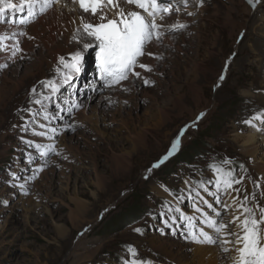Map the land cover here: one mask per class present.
Returning <instances> with one entry per match:
<instances>
[{"label":"rangeland","instance_id":"1","mask_svg":"<svg viewBox=\"0 0 264 264\" xmlns=\"http://www.w3.org/2000/svg\"><path fill=\"white\" fill-rule=\"evenodd\" d=\"M258 1L261 4L264 2ZM12 2L17 4L18 10L0 15V33H17L9 26H17L16 20L27 15L25 7L19 10L21 0ZM257 2L188 0L187 6L182 2L178 3L180 10L169 15L182 16L181 23L185 27L164 36L172 44L166 45L163 41L158 45L155 42V47L158 46L155 51L152 43L149 45L152 50L149 47L147 50L153 55H145L140 60L149 65L151 71L137 67L136 71L141 73V77L130 76L128 80L122 81L134 86L123 91L116 102L110 101L104 113L98 112L100 104L97 99H91V95L93 92L96 95L104 94L103 91L110 92L112 87H104L100 80L96 60L98 47L90 48L82 53L79 73L73 74L69 84L61 85V91L52 97L51 102H45L49 105L50 113H59L58 117H52L48 121L41 116L33 117L27 111L38 107L30 103L35 98L30 95L31 89L35 86L38 93L44 92L40 81L56 80L59 83L61 78L56 72L57 67H62L59 65V58L64 57L66 61H70L71 56L82 49L84 43L94 45L95 42L84 35L85 39L81 42L69 40L64 43L67 34L57 33L56 41L64 37L62 46L66 44L67 47L61 49L55 60L50 54L51 49L54 50V43L48 37L52 16H46L37 25V32L30 29L32 19L22 24L25 34L21 36L20 51L12 59H4L8 54L0 52V57H3L0 61L7 65L0 68V264H124L126 259L132 258L128 252L129 246L136 250L137 259L149 261L142 249L152 238L170 236L175 242L198 244L187 238V231L179 221V213L175 209L179 207L186 215L192 212L193 203L200 202L195 191L217 208L213 197L199 187L202 183L209 192L217 191L212 182L215 173L209 168L210 164L218 165L225 171L232 170L235 179L243 178L240 184L233 186L239 189V193L229 190L234 194L233 197L238 195L240 198V193L246 191L243 186L248 180L255 187V199H248L247 206L254 207L258 204L264 207V199L260 189L256 187V183L260 182L259 175L252 162L246 160L239 150L240 143L235 142L236 136L248 133V130L238 133L233 128L242 110L252 104L264 119V106L257 102L251 85L253 74L261 68L260 63L251 58L248 66L243 69L239 62L245 53L234 57V65L227 76L229 79L219 89L225 81V75L221 74L224 63L231 62L232 54L246 49V44L241 39L249 30L250 18L256 15L254 12ZM129 6L132 5H127ZM75 7L83 13L78 4ZM115 11H108L109 18L115 17ZM226 11L232 14L230 27L219 33V24L213 16ZM259 12L264 14V7ZM89 16L90 21L96 22L94 17ZM167 17L165 20L169 19ZM208 17L212 19L211 22H207ZM171 22L168 26L177 23ZM207 24H212L211 36L206 34ZM80 33H83L82 29ZM42 41L49 45L48 49L44 48ZM196 46L200 49L198 78L192 76L186 79L184 76L183 84L173 83L172 77L167 78L163 73L173 74L179 71L178 66L181 67L186 62L190 64L186 57L195 54L193 48ZM216 49L220 52L217 50L215 53ZM209 55L214 66L204 62L210 59ZM86 56L90 57L89 65L85 64ZM219 62L220 65L217 66ZM184 70L187 72L189 69ZM145 78L151 83L145 85ZM245 81L250 85L237 86V83ZM93 83H98V86L92 88ZM172 85L180 86L181 90L175 92ZM85 103L87 118L80 113L82 107L85 108ZM73 104L80 106L72 107ZM69 108L70 112L67 111ZM159 109L168 114V119L161 127L155 123ZM122 119L130 128H140L147 124L149 128L146 147L132 157L130 178L116 177L110 169L112 146L119 149L123 147V151L132 153L131 142L124 137V129L120 125L119 120ZM40 123L46 124L47 128L40 129ZM52 128L56 129L55 133L48 131ZM33 129L47 131L51 139L33 135ZM100 130L104 135L98 133ZM181 130L183 135H180ZM120 137L123 139L121 142L118 141ZM178 137V148L159 167L154 168L153 165L168 154ZM28 141L32 142L31 145ZM35 145H51L54 150L41 156ZM59 147L62 148L61 151ZM225 160L231 163L224 164ZM93 165L106 178L102 188L96 185ZM144 175L147 176L144 178ZM185 181L189 183L186 184ZM67 184L68 188H65ZM155 186L160 189L162 187V191L168 193L175 203H170L165 197H155ZM165 188L169 191H165ZM78 190L85 193L80 200L86 218L81 220L77 217L75 221H71L74 216L71 213L75 211L71 198H75ZM182 196L185 199L181 200ZM220 199L225 200L224 193L220 194ZM169 207L173 210L169 211ZM200 207L206 208V205L201 203ZM230 208L227 211L222 209V222L228 225L227 231L236 227L230 223L234 216ZM133 210L137 212L131 215ZM257 214L258 217V211ZM171 217L177 218L176 224ZM165 221L168 226H165ZM213 236L216 237L217 234L214 232ZM213 245L222 250L220 243ZM223 253L229 264H232L234 253ZM154 256L157 257L155 253Z\"/></svg>","mask_w":264,"mask_h":264},{"label":"snow or ice","instance_id":"2","mask_svg":"<svg viewBox=\"0 0 264 264\" xmlns=\"http://www.w3.org/2000/svg\"><path fill=\"white\" fill-rule=\"evenodd\" d=\"M58 2L59 0H21L19 10H23L26 6L28 13L20 23H28L30 19L35 18L37 15L35 9L37 7H39V12L42 14L52 7L53 3ZM72 2L78 4L83 13H89L96 18V22H93L81 16L80 27L77 29V31L82 29L83 34L91 38L95 44L84 43L83 48L76 51L71 56L70 61H66L64 57L59 58V65L62 66L56 69L57 75L61 78L59 83L56 80L40 81L45 90L44 92L38 93L35 86L31 89L30 95L35 98L30 103L38 107L29 108L27 111L33 117L41 116L45 121L59 116L58 112L50 113L49 105L45 102H51L52 97L61 91V85L69 84L73 79V74L79 73L80 64L83 60L82 53L90 48L98 47L96 60L98 62L100 80L103 82L104 87L120 85L122 81L128 80L130 76L141 77V73L136 71L137 67L145 71H151L149 65L140 61V58L146 54L149 56L153 55L147 51L148 46L153 41L156 43L162 42L163 37L167 33L185 27L184 24L179 22L165 26L158 21H163L165 16L171 14L173 10L179 11L178 3L182 2L187 6L188 0H175V2L174 0H72ZM249 2L252 3V0H249ZM124 4L132 5L133 7L126 9L122 6ZM112 9L116 10L115 17L109 18L108 11ZM17 10V4L13 3L12 0H0V15H7ZM9 23H12V21H9ZM24 34V32L19 33L20 36ZM8 41H13V43L9 44ZM19 51L17 33H0V52L9 54L8 58L11 59ZM154 58L159 59V57ZM6 66V64H0V68ZM221 79H223V76H221ZM143 82L145 85L151 83L146 78ZM56 107L59 108V105H56ZM72 107H78V105L73 104ZM67 111L70 112L71 108L67 109ZM259 118L257 116L253 119ZM251 122L246 121V123ZM38 127L46 129L47 125L40 123ZM48 131L55 133L56 129L52 128L48 129ZM33 135L51 139L48 136V132L43 130L36 131L33 129ZM180 135H183V130H181ZM27 143L31 145L32 142L28 141ZM178 145L179 137L173 142L168 154L159 163L154 164L153 167H159L160 163L167 160L178 148ZM35 147L41 156H45L48 151L54 150L51 145H35ZM223 163L229 164L231 162L225 160ZM209 168L215 173V179L212 182L217 191L215 193L209 192L202 183L199 187L208 192L215 203L222 205L226 211L231 205L224 203L220 199V194L228 193L229 190L239 193V189L233 186L240 184L243 178L235 179L232 170L225 171L215 164H210ZM185 183L187 184L189 181H185ZM256 187H260L259 182L256 183ZM165 191L169 190L165 188ZM192 191H195V189ZM195 196L200 198V202L193 203V212L200 213L199 216L186 215L179 207L175 209L179 213V221L183 223L187 231V238L192 239L196 243H220L224 252L234 251L235 255L232 258V264H264V207H260L258 204L254 207H248V196L246 195L243 199H240L238 195L233 197V203L236 205L237 211L230 223L235 224L237 230L227 231L228 225L221 220L223 213L219 209L214 208L212 203L204 200L198 191H195ZM180 199L183 200L185 198L182 196ZM201 203L206 205L207 209L211 211H204L200 207ZM168 210L172 211L173 209L169 207ZM257 211L259 212L258 217ZM171 219L176 224L177 218L171 217ZM165 226H168L167 221H165ZM177 227H179V224H177ZM205 228L211 229L217 236L213 237L208 231H205ZM136 231L140 230L136 229ZM227 245H232V247L229 248ZM128 252L132 258L126 259L124 264H152L151 261L137 259L136 250L131 246H129Z\"/></svg>","mask_w":264,"mask_h":264},{"label":"bare ground","instance_id":"3","mask_svg":"<svg viewBox=\"0 0 264 264\" xmlns=\"http://www.w3.org/2000/svg\"><path fill=\"white\" fill-rule=\"evenodd\" d=\"M192 1H196V0H192ZM255 1L257 2V0H252L253 3H255ZM72 3H73L72 0H59L58 3H53L52 7L49 8L46 12H44L42 14L39 12V7H37L35 9V11L37 12V15L35 16V18H33L31 20L33 22L30 25V29H32L34 32H37V25L41 24V22L44 20V18L46 16H52V25L50 27L48 26L49 27L48 28V34H49L48 37L54 43V50L51 49L50 54L53 56V58L55 60H57V57L60 54L61 49L67 47L66 44H65L64 47L62 46L63 42H64L63 41L64 37L61 40L56 41V34L57 33L58 34L62 33L64 35L67 34L64 43L69 42V40L70 41L78 40L79 42H81V41H83V39H85L84 38V34L80 33V31H77V29L80 27V17L84 16L87 20L90 21V19H89L90 18V16H89L90 14L87 13V14H89V15H87L85 13L79 12L77 10V8L75 7V5H77V4H74V3L72 4ZM122 6L125 7L126 9L133 7V6L127 7V4H124ZM263 7H264V2H263V4H261L258 1L257 2V7H256L257 9L254 12V14H256V15H255V17L252 16V18H250L251 20L248 22L249 30H247V32L245 33L244 37L242 36L243 38L241 37L242 38L241 42L246 44L245 51H244V49L239 50V52L235 53L234 55L232 54V57L230 58L231 62H227V61L225 63L223 62L224 63V68L222 69L221 74L225 75V81H223L224 83H221L220 88H219V89H222L223 86L225 85L226 81L229 79V77H227V76L229 74L230 69L232 68L231 66L234 65L232 63L234 57L239 56L242 53H245L244 57L239 62V66H241V68L245 69V67H247L248 64H249L248 63L249 59H251V58H255L256 62L260 63V66H261L260 70L257 71V73L253 74V77L251 78L252 92L256 94L255 98H256L257 102L260 103L261 106H264V14H261L259 11H261V9H263ZM25 8H26V11L28 13V8L26 6H25ZM172 12L174 13L176 11L173 10ZM183 12L187 13L186 11H183ZM189 13H190V10H189ZM206 13H207V11H206ZM167 16H165V17L169 18L168 20H165V18H164L165 21L163 20V21H158V22L163 23L165 26H168V24L171 21H173V22L175 21V22H180L181 23V20H183L182 16H179V17H178V15H174L173 17H172V15H167ZM213 17H215L217 19V20L215 19V21H217V24H219V26H218V28H219L218 32L219 33H221L222 31H225L226 28L230 27L229 24L231 23L232 14L229 11H226L225 13H221L220 15L216 14ZM21 18H23V17H21ZM94 19H96V18H94ZM207 19H209L207 22H211L212 21V19L210 17H208ZM21 20L22 19H17L16 20V25L17 26H9L10 29L15 30L17 32V34H18L17 39L19 40V43L21 41V36H19V33L24 31V28L22 27V23H20ZM34 20H36V21H34ZM182 22H184V21H182ZM211 27H212V24H207L206 25V34L208 36L210 35V28ZM163 41L166 42V45L172 44V43H170V41H169V39L167 37H163L162 43H163ZM260 41L261 42L263 41V43H260ZM42 42H44L43 43L44 48L48 49L49 45L45 41H42ZM218 42H219V40H218ZM8 43L11 44V43H13V41H8ZM259 43H260V45H259ZM244 44H242V46ZM151 45H152L154 51L158 47V46L155 47V45H156L155 41H153ZM149 49L152 50V48H150V47H149ZM193 49H195V54H193V56L190 55V56L186 57L187 60L190 61V64H186L187 63L186 62L185 64L181 65V67L178 66V68H179L178 70L179 71L176 72V73L174 72L173 74H171V73L169 74V73H166L164 71H161V72H164L163 74H165V76H167V78L172 77L173 83H181V84H183L184 76H185L186 79L188 77H192V76H194V78H198V65H199L198 64V62H199L198 58H199L200 49L198 48V46H196ZM161 50H163V49H161ZM217 50L219 51V49H216L215 53L218 52ZM149 52H151V51H149ZM160 52H162V51H160ZM192 52H193V50H192ZM8 55L4 56V59H9ZM208 57L210 59L208 58L209 60H206L204 62H206V64H208V65L214 66L215 63L211 61L210 55ZM2 58L0 57V59H2ZM146 59H148V58H146ZM88 61H90V57L86 56L85 64L89 65ZM146 62H149V61H146ZM150 62H152V61L150 60ZM2 63L3 62L0 61V64H2ZM153 64H155V63H153ZM162 64H161V66L164 68L163 65H166L167 63H165L163 65ZM219 65H220V62L217 64V66H219ZM183 68L184 69H189V70H187V72H185V70ZM236 74H238V73H236ZM249 85L250 84L246 83V81L237 83V86H240V87L249 86ZM91 86H93L92 88L97 87L98 83H93ZM133 86H134L133 84L125 82V83L120 84L117 87H114V88L112 87L110 89V92L103 91L104 94H99L98 93L96 95V93L93 92L92 95H91V99L92 98L97 99V101L100 104L99 105L100 106V108H99L100 110L98 112L99 113H102V112L104 113L106 108H107L106 106H108L110 104L109 103L110 101L114 100L116 102L117 101L116 99L122 96V92L123 91H125V90H127V89H129L130 87H133ZM172 86L174 87V85H172ZM17 87H18V85L15 86V89ZM174 88L173 89L175 90V92L177 90H181V87L180 86L178 87V85H176V87H174ZM92 91H93V89H92ZM132 94H133V92H132ZM84 105H85V108L82 107L83 109H81L80 113L82 114V117L87 118L86 117V113H85V110L87 108V104L85 103ZM78 106H80V104H78ZM255 109H257V108L254 107L253 104L251 106L246 107L245 109H243L242 113H240L239 117L237 118V124L233 128H235V130L238 133L239 132L245 133L248 130L247 131L248 133L240 134L239 136H236L235 137V142L237 141V142L240 143L239 150L244 155V157L247 158L246 160L249 159V161L252 162V164L254 166V169H255V172L259 175V177H258V179H260V182H259L260 183V187H259L260 190L259 191L261 192V196L264 199V126H263L264 119L262 117L263 115L262 114L260 115L259 113H257V111ZM127 113H128V111H127ZM257 116H259L260 118L259 119H253L254 117H257ZM167 119H168L167 112L164 111L163 109H161L159 111L157 122H155V123H156V125H160V127H161V126H163L164 121L167 120ZM96 121H95V123H96ZM119 121H120L121 127L124 129V137L126 138V140L131 142L132 153H128L125 150L123 151V147H121L119 149V148H117V146H114V147L112 146L111 147L112 156H111L110 169H111L113 175L116 176V177L130 178L131 174L129 173V170H130V166H131L132 157L136 153H138V151L140 149L146 147L147 137L149 135V128L147 126L148 124L144 125V126H141L140 128H138V127L130 128L128 126L127 122L124 121L123 119L119 120ZM246 121H252V122L251 123H246ZM72 123H74V122L72 121ZM153 126H154V124H153ZM153 126H151V127H153ZM98 133H100L101 135H104V133L101 130ZM259 139H261V141ZM121 140H123V139H121V137H120L118 141L121 142ZM50 143H52V141ZM61 145H62V147H64L63 143ZM120 145H118V146H120ZM66 146H67V144H66ZM58 149H60V151H61L62 148L59 147ZM68 149H70L69 146H68ZM117 150H119V151H117ZM62 155H63V153H62ZM55 165L57 166V161L55 162ZM93 173L95 174V182H96L97 187L98 188L104 187V183H105L106 178H105V176L103 174H100L98 172V169H97L96 165H93ZM146 176L147 175H144V178ZM253 176H254V174H253ZM44 178H46V177H44ZM256 179H257V177H256ZM48 180L51 181V179H49V178H48ZM45 182L49 183L47 181H45ZM180 182L184 183L183 181H180ZM65 184H66V182H65ZM244 184L245 185L243 187H246V191L240 193V199H243V197L246 195V196H248V199L251 200V198L253 197V194H254V188L255 187L253 188L250 185V183L248 182V180ZM50 186L52 187V185H50ZM64 187L68 188V184L66 186H64ZM243 187H241V188H243ZM162 190H163L162 187H161V189L158 186L153 187V193H154L155 197H157V198H162V197L164 198L165 197V198H167V200L170 203L171 202L175 203L172 200V198L168 195V193H166V192H164ZM84 195H85V193H83V192L78 190L75 198H71V202H73L75 204V211H74V213L73 212L71 213V215H74V216L71 217V219H72L71 221H75L77 219V217H79L81 220H84V218H86L85 217L86 212L84 211V206L82 205L83 203L80 200V198L84 197ZM233 195L230 192L224 193L225 200L223 202L228 204V205H231L230 209H231L233 215H235L237 210H236V205L233 203ZM212 202H214V201H212ZM149 204L151 205L152 203L149 201ZM214 204H216V203L214 202ZM219 205L220 204H216V207H217L216 209H219L222 212V209L224 210V208H223L222 205H220V206ZM202 209H204V211H206V212L209 211L207 209V207L206 208H202ZM187 215H197V216H199L200 213H194L192 211V212H189ZM223 217H224V215H222L221 220H222ZM201 227H203V226L201 225ZM233 229H234V231L237 230L236 227H231V231H233ZM229 230H230V228H229ZM205 231H208L209 234L212 235V236L214 234V232L211 229L205 228ZM185 243L186 242L180 243V242L172 241L170 236L169 237H164V238H155V239L152 238L144 246L142 251L144 252L143 254L147 257V259L152 262V264H229L230 263V262H228L229 260L227 261V258L224 255L223 250H221V248L219 246H217V245L208 244V243H198V244H191V243H188V244L186 243L185 244ZM228 246L230 248L232 247V245L231 246L228 245ZM154 253L156 254L157 257L154 256ZM233 253L235 255L234 251H232L231 254H233ZM231 261H232V259H231Z\"/></svg>","mask_w":264,"mask_h":264},{"label":"trees","instance_id":"4","mask_svg":"<svg viewBox=\"0 0 264 264\" xmlns=\"http://www.w3.org/2000/svg\"><path fill=\"white\" fill-rule=\"evenodd\" d=\"M137 211H135V210H133L130 214L132 215V214H135Z\"/></svg>","mask_w":264,"mask_h":264}]
</instances>
